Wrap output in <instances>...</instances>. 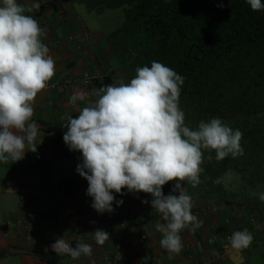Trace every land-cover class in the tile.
<instances>
[{
	"label": "clouds",
	"instance_id": "obj_1",
	"mask_svg": "<svg viewBox=\"0 0 264 264\" xmlns=\"http://www.w3.org/2000/svg\"><path fill=\"white\" fill-rule=\"evenodd\" d=\"M246 2L254 12L264 10L262 0ZM40 7L39 0L27 4L0 0V160L5 162L20 161L26 152L37 151L40 131L32 120L33 105L55 75V61L42 42L46 31L26 14ZM218 7H223V0ZM183 84V76L153 61L150 67H138L129 83L102 86L94 100L83 91L75 92L70 102L86 101V106L75 118H61L64 143L82 153L76 170L88 181L86 194L93 198L92 208L100 214L112 213L114 202L123 205L113 193L123 195V189L150 194L152 209L160 215L155 229L162 234L160 244L170 259L182 251L181 231L195 232L203 226L192 214L194 202L185 187V182L193 188L201 183L203 150H214L218 161L244 154L243 133L220 118L200 121L195 130L185 124L179 106ZM173 181L172 191L164 195L163 186ZM259 199L264 201V193ZM253 239L247 229L229 237L235 250L250 247ZM94 240L103 245L109 233L97 229ZM51 251L77 260L91 257L93 248L87 243L72 247L58 238Z\"/></svg>",
	"mask_w": 264,
	"mask_h": 264
},
{
	"label": "crops",
	"instance_id": "obj_2",
	"mask_svg": "<svg viewBox=\"0 0 264 264\" xmlns=\"http://www.w3.org/2000/svg\"><path fill=\"white\" fill-rule=\"evenodd\" d=\"M29 2L18 0L21 4ZM39 2V11L26 14L46 31L42 42L55 61V75L33 105L32 120L40 131L37 151L26 152L17 162L0 160V264H264V229L252 234L253 242L246 249L225 245V237L234 231L250 232V215L264 217V207L215 209L197 204L192 214L203 221V226L195 232L181 231L182 243L191 248L171 259L161 247L162 234L155 229L160 215L152 209L150 194L123 189L124 194L116 198L123 200V205L113 203L117 217L92 208L93 198L86 194L88 181L76 170L82 163V153L70 150L63 137L56 136L55 128L64 122L62 117L78 116L86 106V101L75 105L70 102L75 92L83 91L94 100L104 78L110 77L116 85L129 82L111 52L106 32L83 22L79 12L83 8L70 0ZM82 33L86 34L84 38ZM65 178L76 179L80 191L72 195L56 193L57 183ZM174 183L170 182L172 188ZM26 199L30 201V214L23 210ZM144 200L149 203H142ZM97 229L109 233L103 245L94 240ZM142 234L147 238L137 248L131 247L128 242ZM58 238L72 247L91 244L92 256L72 260L55 254L51 244Z\"/></svg>",
	"mask_w": 264,
	"mask_h": 264
},
{
	"label": "trees",
	"instance_id": "obj_3",
	"mask_svg": "<svg viewBox=\"0 0 264 264\" xmlns=\"http://www.w3.org/2000/svg\"><path fill=\"white\" fill-rule=\"evenodd\" d=\"M70 1L97 15L122 10V24L104 30L128 82L138 67L160 62L184 77L179 106L187 126L195 130L200 121L220 118L243 133L241 156L218 161L214 150H203L201 183L193 188L185 182L194 207H264V10L252 11L246 0H223V7L220 0ZM112 84L106 77L99 89ZM65 131L61 124L55 128L57 137ZM228 173L241 182L226 179ZM172 189L169 182L162 191ZM55 191L76 194L80 184L65 178Z\"/></svg>",
	"mask_w": 264,
	"mask_h": 264
},
{
	"label": "rangeland",
	"instance_id": "obj_4",
	"mask_svg": "<svg viewBox=\"0 0 264 264\" xmlns=\"http://www.w3.org/2000/svg\"><path fill=\"white\" fill-rule=\"evenodd\" d=\"M83 22L90 28L101 29L102 31H113L117 29L123 22V13L121 9L105 11L101 15L95 13H88L85 10H79ZM105 29V30H104ZM228 177L234 178V182L240 183L239 176H236L234 173L226 174V179Z\"/></svg>",
	"mask_w": 264,
	"mask_h": 264
},
{
	"label": "built area",
	"instance_id": "obj_5",
	"mask_svg": "<svg viewBox=\"0 0 264 264\" xmlns=\"http://www.w3.org/2000/svg\"><path fill=\"white\" fill-rule=\"evenodd\" d=\"M86 36L85 33H82L81 36L82 38H84V36ZM76 38H81L79 36H75ZM86 78H88V76L86 75ZM113 195L115 196V198H118L120 194L117 193H113ZM23 210L30 214L32 209L30 208V201L28 199L23 201ZM112 216L117 217L118 216V211L114 209V211L111 213ZM249 230L250 233H256L259 232L261 229H264V217H260L257 216L256 214H252L249 217ZM231 235H227L225 237V245L229 244V237ZM147 238V236L145 234L140 235L138 238L132 239L130 242H128L130 244L131 247L137 248V246L139 245L140 242L144 241ZM183 244V243H182ZM191 248V246L189 244H183V248L182 251H187ZM200 264H209L208 261H203Z\"/></svg>",
	"mask_w": 264,
	"mask_h": 264
}]
</instances>
